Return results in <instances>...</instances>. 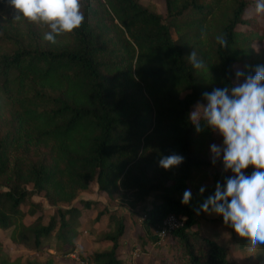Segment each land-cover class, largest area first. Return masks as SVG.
Instances as JSON below:
<instances>
[{"label":"trees","instance_id":"16d2710c","mask_svg":"<svg viewBox=\"0 0 264 264\" xmlns=\"http://www.w3.org/2000/svg\"><path fill=\"white\" fill-rule=\"evenodd\" d=\"M157 1L160 12L138 0H81L84 22L53 44L43 39L47 24L16 20L13 7L0 0V229H9L16 245L45 249L41 259L23 263L9 258L0 240V264H54L55 255L72 253L80 208L91 200L57 203H71L90 182L108 201L137 206L152 242L164 216H185L168 234L159 264H234L224 245L200 232L204 212L194 211L214 194L210 183L223 185L233 175L221 169L222 158L212 168L210 145L223 138L206 127L197 133L188 114L203 92L231 87L236 70L264 65L258 21L264 16L256 14L255 0ZM219 34L227 48L216 41ZM193 49L203 69L190 64ZM174 153L183 163L159 166L162 155ZM243 171L251 174L253 167ZM204 172L207 183L197 185L196 174ZM186 189L192 197L184 205ZM35 192L54 206L51 214L27 200ZM105 211L99 239L108 247L77 256L90 264H132L119 253L126 220L106 207L95 218ZM25 214L32 216L27 223ZM141 237L133 233L136 241ZM234 238L240 247L248 244ZM254 257L253 264H264V246Z\"/></svg>","mask_w":264,"mask_h":264},{"label":"clouds","instance_id":"9594fccd","mask_svg":"<svg viewBox=\"0 0 264 264\" xmlns=\"http://www.w3.org/2000/svg\"><path fill=\"white\" fill-rule=\"evenodd\" d=\"M6 3L15 10L16 20L47 24L50 31L44 33L43 39L53 44L57 36L73 32L85 20L81 0H6ZM255 11L264 16V0H255ZM215 39L221 47H228L225 34ZM188 60L194 69L205 67L194 49ZM245 67H251L252 71L236 70V82L231 87L203 92V102H197L188 114L197 133L206 127L222 136V144L210 145L211 162L215 165L222 158L224 171L233 173L225 177L223 185L217 182L214 194L194 211L197 215L201 211L222 215L224 224L250 247L260 248L264 246V65ZM183 161L182 155L174 153L162 155L158 163L168 170ZM249 166L253 171L246 174L243 170ZM204 191L202 186L199 192ZM191 197V190L186 189L181 203L187 205Z\"/></svg>","mask_w":264,"mask_h":264},{"label":"rangeland","instance_id":"374dc122","mask_svg":"<svg viewBox=\"0 0 264 264\" xmlns=\"http://www.w3.org/2000/svg\"><path fill=\"white\" fill-rule=\"evenodd\" d=\"M142 5L146 6L148 9L160 12L161 5L157 0H138ZM251 12L249 11L248 14ZM259 23L264 27V18L258 20ZM172 36L176 37V33L171 29ZM262 46L264 47V38L262 40ZM194 110V106L191 107ZM220 168V160L217 161L215 166ZM209 168L208 170H211ZM223 171V167L221 168ZM207 170V171H208ZM226 174L229 172L224 171ZM204 173L196 174L195 180L197 185L207 183L203 176ZM220 182V181H218ZM221 183V182H220ZM217 183H210L212 187V192L215 191V185ZM30 185V184H29ZM28 185V186H29ZM190 188L193 187V183L189 182ZM222 185V184H221ZM38 201L43 209L45 215L52 213L54 206L46 202L45 198L40 192H35L31 194L27 200ZM90 199V204L88 206H83L80 208L79 224L77 226V236L75 238V250L72 254H77V252L88 253L89 251L102 250L108 247L109 243L107 241L99 239V233L104 229L107 221V211H105L98 218L96 214L98 210L106 207L107 210H115L119 215H121L127 223V229L124 237L121 239V245L119 248L120 257L128 259L132 264H159L160 257L166 254L168 246L169 235L163 237V239H157L151 241L149 237L145 236L144 227L140 223V210L136 207H130L125 201H108L106 199L105 193L97 188L95 182H90L88 187L84 190L79 191L77 196L71 201V203L59 202L58 206L66 207L72 203L81 206L82 201ZM27 203L22 204L20 207L25 210L27 208ZM138 211V212H133ZM32 216L25 214L23 217L24 222H29ZM45 220V219H44ZM198 225L200 232L207 235L224 245L227 249V259L234 264H253L255 262V253L259 248L250 247L248 244L240 247L237 245V241L234 237L238 238V234L235 231L224 224L222 215H217L215 213L208 214L203 213L202 217L198 219ZM141 232V240L133 238V233ZM9 229H0V240L2 251L9 257H17L21 262H25L27 259H41L44 255L45 249L41 251H34L26 246L20 244L16 245L12 243L8 237ZM240 238V237H239ZM54 241V238H50ZM143 241V245L141 242ZM52 251V250H49ZM54 264H75V260L71 253L66 256L55 255L53 258Z\"/></svg>","mask_w":264,"mask_h":264},{"label":"built area","instance_id":"2783aa9c","mask_svg":"<svg viewBox=\"0 0 264 264\" xmlns=\"http://www.w3.org/2000/svg\"><path fill=\"white\" fill-rule=\"evenodd\" d=\"M185 219L184 215L169 213L163 217L157 226L156 236L157 239H163L166 235H168L177 225L183 223ZM72 257L75 260V264H90L87 260L80 258L76 254H72Z\"/></svg>","mask_w":264,"mask_h":264}]
</instances>
